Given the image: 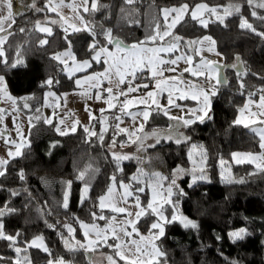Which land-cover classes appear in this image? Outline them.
I'll return each instance as SVG.
<instances>
[{
  "label": "trees",
  "instance_id": "16d2710c",
  "mask_svg": "<svg viewBox=\"0 0 264 264\" xmlns=\"http://www.w3.org/2000/svg\"><path fill=\"white\" fill-rule=\"evenodd\" d=\"M47 1L35 0L33 8V0H13L14 23L6 28L7 33L11 34L4 33L6 39L0 45L8 65L18 58L23 60V65L15 68L0 63V74L4 75L9 90L16 97L15 108L32 117H43L41 105L44 90L62 92L75 87L73 77L69 79L65 72L59 70L60 65L51 59L52 54L66 44L63 39L64 29L59 23H52L58 21L59 14L48 10ZM200 2L221 8L230 3L242 4L243 16L258 31H264V24L250 15V9L243 0H134L133 4H127L125 0H98L99 5L107 7L85 13L89 28L97 33L102 28L111 29L112 36L125 44L133 41L171 43L175 41V37H180L184 49L195 55L196 44L186 47L187 42L209 34L214 38L218 51L223 54L224 66L237 63L235 57L238 55L247 74L241 76L244 84L241 88L236 69L223 68L227 80L217 86V94L211 97L209 114L212 119L205 118L203 123L197 121L187 127L181 125L179 132L189 139L180 144H176L174 140H161L156 144V139L151 134L154 131L164 134L170 125L176 123L161 111L156 113L155 118L148 120L143 131L139 132L142 146L140 141L131 143L128 135L121 133L116 136V147L112 149L109 146L116 123L113 119L101 122L96 117L89 126L91 131L97 133L102 128L107 129L102 144L96 137L89 138L82 127H78L75 133L61 136L54 130V124L48 125L43 119L40 122L33 119L35 127L29 126L27 130L30 147L25 145L22 149L23 157L11 160L7 165L6 175L0 177V208L7 205L8 208L16 210L3 218L5 232L11 235L20 232L22 235L16 246L21 248L26 247L23 241L40 236L51 252L49 256L42 249L28 248L27 255L31 264H47L49 259L55 261L61 257L67 264H91L89 254L114 251L107 245H99L94 247V251H86L74 242V239L78 241L83 238L80 221H93L90 216L92 211H96L97 215L101 213L93 205L99 194L110 184V177L115 174L116 180L128 181L134 192L138 186H144L145 191L138 195L142 207H145L149 200L150 181L140 170L143 173L159 172L170 176L178 166L185 170V174L177 181L184 192L179 198L177 214L196 222L199 227L184 228L179 222L166 226L165 236L156 240L159 248L166 253V260L160 258L159 264H232L234 261L237 264H264V171L251 163H234L231 157L235 150H260L259 137L251 128L236 125L233 121L238 109L250 94H254L251 95L253 98L264 94L258 91L264 88V79L261 78L264 77V38L241 30L238 27V15L225 19L224 24L227 27L218 21L213 22L215 16H211L207 28L185 16L170 29L171 34L162 40L151 41L144 36L146 31L153 35L157 25L160 34L164 32L165 21L161 14L163 6L187 3L191 8ZM37 8L42 11H37ZM257 12L264 15L262 9H257ZM155 14H158L155 17L158 20L146 18ZM38 21L52 24V34L38 30L35 27ZM21 28L24 29L23 32L20 31ZM68 33L76 57L81 59L88 56L87 45L92 39L89 33ZM41 39H47L48 44L41 45ZM98 39L104 44L103 36H98ZM139 74L142 73H136L137 79ZM49 77L58 79L59 84H54L51 88L42 87ZM25 97L30 99L25 101L22 99ZM25 102L29 105L27 109L23 107ZM37 108L40 109L39 112L35 111ZM122 141L123 147L120 146ZM52 144L56 146L50 147ZM153 144L155 147H149ZM113 151L139 159L123 161L120 165L122 171H117L112 159ZM221 159L225 161L223 165L220 164ZM21 169L26 176L24 181L18 178ZM86 169L85 181L76 179L78 173ZM201 169L207 180L193 183L192 172L199 174ZM134 175L143 184L133 181L131 178ZM225 178H230L233 182L227 183ZM68 180L72 181V186L69 207L65 209L61 206L65 191L62 181ZM241 180L243 183L239 182ZM85 182L91 186V202L86 201L81 205L80 193ZM162 183L167 186L166 181ZM8 189L17 190L19 195L11 196ZM173 199L175 200V196ZM164 208L165 215L171 216L173 210L167 205ZM154 219L150 215L141 217L136 226L139 231L147 233ZM68 223L75 229L72 235L63 227ZM242 228L249 235L233 243L229 239V233ZM61 234L75 246V251H69L65 247ZM217 236L220 237L219 240ZM210 239L216 242L215 246L209 243ZM0 256L5 258L0 264H12L17 258V254L5 240H0ZM20 259L23 264V257ZM115 259L116 264H130L117 256Z\"/></svg>",
  "mask_w": 264,
  "mask_h": 264
},
{
  "label": "snow or ice",
  "instance_id": "6c2138e0",
  "mask_svg": "<svg viewBox=\"0 0 264 264\" xmlns=\"http://www.w3.org/2000/svg\"><path fill=\"white\" fill-rule=\"evenodd\" d=\"M89 0H81L80 7L82 8V11L85 13H88L90 11L95 12L99 11L102 8H106V5H99L98 0H93L91 7L89 8L88 5ZM127 4H133L134 0H125ZM244 3L247 4V6L250 9V15L255 18L256 20H259L262 24H264V15H259L257 12V9L264 10V0H243ZM52 0H49L48 10L52 12L57 11V6H51ZM60 7H69L72 9L73 12H77L79 9L77 8V5L75 3V0L71 4H64V0H60L59 5ZM242 4H229L227 7H213L209 6L206 3H198L195 4L190 8V6L185 3L181 4L179 6H174L171 8H162V18L165 21V30L163 34L161 35L159 32V25L156 26L155 33L149 37L151 41H157L158 39L162 40L164 37L169 36L170 29H172L176 24H178L181 20L184 19L185 16H189L191 20L197 21L202 27L207 28L208 27V21L203 18V14L207 13L209 17L215 16V21L213 22H219L221 24H224V21L227 17L238 15L240 16V23L238 27L241 30H247L255 35L260 36L261 38H264V31H258V29L254 26L252 22H249L247 17H244L242 14ZM33 8H35V0H33ZM37 11H42V9H36ZM222 13V14H221ZM171 17V19H170ZM79 21L83 22V16L76 17ZM5 22L9 23V27L11 26V23H14V15H13V0H0V33H7V29L4 27ZM52 23H57V21H52ZM62 28L64 27L63 24L60 25ZM225 27H227L226 24H224ZM72 29V33H79V32H88L91 36V42L87 45V53L89 58L84 60H77V57L75 53L72 51V42L68 38V28H64L65 35L63 37L65 44L67 45V48L60 52H55L52 54L51 59L53 61H56L60 65V71L65 72L68 75V78L71 79L73 75L76 72L83 71L86 68H90L93 63L99 64L101 62L109 65V68H111L113 65H116V71L119 73L121 67L129 72V75L134 80L136 78L137 71L143 73L144 68L141 67V65H144V67H148L149 71L151 73V78L155 79L156 87H160V79H156L158 76L163 75V71H175V65H177V62L180 60H184L186 63H191L192 57L191 56H181L177 55L175 59H171L168 61H165L163 59H157L155 56H147V53L155 54L157 52H168L172 53L174 51L178 50L179 41L182 39L180 37H175V42L170 44L168 47H161V48H142L139 47L137 44H133L131 46L125 44L123 41H121L119 38H114L112 36V30L111 29H101L99 33H97L93 28H89L87 24L84 25L83 28L77 27L75 24L70 25ZM41 32L47 33L48 35L52 34V29L48 27H43L39 29ZM20 31H24L23 28L20 29ZM11 34V33H7ZM98 36L104 37V44H101L100 40L98 39ZM6 39V36H0V45L4 43ZM205 41L208 42L209 45H215V40L212 39L211 36H204L200 40H192L188 41L186 47H191L195 44H203ZM41 45L48 44L47 39H41L39 41ZM143 43V42H141ZM107 45H113L115 49L119 51H124L125 49H131L126 55L117 58V56L109 50ZM207 51L212 52L214 51V48L209 46L207 48ZM219 55V53H217ZM19 57V54H17ZM102 57H107V59H104L102 61ZM235 60L237 63H233L231 65H221L217 62L213 61H205L203 58H201V62L199 65H197L196 69H190L185 68L183 69L184 72L191 71L193 76H203L205 83L208 84V89H204L203 87L199 88L198 95H193L192 99H197L198 96L202 97L201 106L197 109H191L189 110L190 115L188 118H185L184 116H170L169 119L176 121L175 124L170 125L169 129L164 133L160 134L156 131H154L151 135L155 137L156 144H159L161 140H174L176 144L182 143V141L189 139L188 137H185L183 133L179 132V127L181 125L187 127L189 125H192L196 123L197 121L203 123L205 121V118L211 120L212 116L209 114L211 110V97L215 96L217 94L216 85L223 84L225 81L219 76L218 70L221 67H231L233 69H236L237 77L240 82V87L243 88V80L241 79L242 75H246L247 73L244 70L243 61L241 58L237 55L235 57ZM71 62V63H70ZM0 63H4L6 66H10L12 68L17 67L18 65H23L22 59H17L14 61L11 65H8V60L6 58L5 52L2 47H0ZM168 64L170 67L167 69H163L160 67V65ZM150 66V67H149ZM130 70V71H129ZM212 72H217V76L214 78L210 75ZM107 73L108 69H105V72L103 73H95L93 75H89L85 77V80L87 81H93L94 83L91 84V87L97 88V94L95 95V99L100 100L102 97L99 92V84L102 79H107ZM264 79V77H261ZM125 83V79L123 74L119 75V78L117 80V85ZM54 84H59V80L55 79L54 77L47 78L43 84L42 87H48L51 88ZM76 85H81V80L76 79L75 80ZM148 88L147 84L144 85H136L135 87L131 86V82L129 81V87H128V93L130 92H138L139 89ZM109 96L112 95L113 89L111 87H108L107 89H104ZM261 93H264V88L258 90ZM120 95L125 96V100L121 103L119 107V112L131 116L132 120L135 121L137 117V113L133 112H125V109L128 108L129 105H132L134 101L132 99H127V93L121 91L119 93ZM46 95L54 96L55 94L52 92L47 93ZM65 96L67 94H64ZM251 95L254 94H250ZM153 96L152 92L147 93V97L151 98ZM93 98V97H89ZM0 99H6L8 101H11L13 104H16V99L13 98L7 91L6 82L3 76H0ZM23 100L30 99L29 97L22 98ZM57 99H60V97H57ZM108 104L109 108H112L113 105L111 103V100L105 101ZM155 102V101H153ZM139 103H145V100L140 99ZM249 103H252L251 99L249 100ZM168 104L180 107L179 105H174V102L172 100L171 92H169L168 96ZM23 107L25 109L29 108V105L25 102L23 104ZM160 107L159 105L157 106ZM260 111L258 112H250L249 105L245 104L243 108H240L238 111L240 115L233 121L236 125H243L244 127H250L249 123L246 122L244 118L245 112H249L251 119V124L253 125H259L257 127H251V131L254 133H257L259 135V147L262 150L259 155H253L251 153L246 154L249 159L247 161L237 159L236 163H254L256 165L257 169H260L264 171V94L260 95L259 97V103L256 105ZM18 111V109H16ZM87 110V109H86ZM163 111V114L165 116H168V110L167 108L161 109ZM36 112H39L40 109L37 108L35 110ZM101 115L103 116V113L105 112V109L100 110ZM6 114L5 109H0V125L3 124V116ZM55 115V113H53ZM140 115L143 116V120L147 121L149 118L150 113L148 111H143L140 113ZM33 119H35L36 122H40L41 119H43V122L52 125L53 120L49 117H42V116H29L28 122L29 126L35 127V124H33ZM97 119L94 116L90 115V121ZM106 120V118H105ZM114 120L117 121L114 127V134L112 138V143L109 146L110 149L116 147V136L125 133L128 135V141L131 143H137V141L141 142L142 146V139L141 137H137L136 140H132V136L135 134L136 131H143L144 124L141 123L138 128L134 129L133 131H130L127 128H121L120 127V116H115ZM61 125H64V129L62 130ZM21 125H17L16 131L17 136L19 137L20 141H24V144L22 145L17 140H10L5 139V143L10 145L8 150V159L0 157V177H3L7 173V165L10 163L11 160L16 159L18 157H23L24 153L21 151V148L23 146L30 147V142L26 140L24 137L21 129ZM85 133L88 134V137H96L97 140L102 144L104 141V133L107 130L106 128H102L101 132L97 133L96 131H91L89 127L82 126ZM54 130L61 136L68 135L70 132L75 133L76 123L74 122L70 127L65 125V119L61 118L59 119V123L54 126ZM173 130H175V133H173ZM7 134L6 127H0V138L4 137ZM145 138H147V134H145ZM123 141L121 142V147H123ZM12 146H14L15 150H12ZM55 144H52L50 147H55ZM149 147H155V144L149 145ZM50 154V153H49ZM233 157H237L238 153H233ZM139 159L138 157H132L126 154L117 153L115 151L112 152V159L116 164L117 171H122V168L120 167L121 163L125 160L130 159ZM257 161H260L257 163ZM225 161L221 159L220 164L223 165ZM91 166H89L90 168ZM141 174L146 177L148 181H155V186L152 188V201L155 202V206L152 202L148 203L145 207H141L139 203V195L138 193H143L145 191L144 186H138L135 189V193L133 191H130V184H125L123 181L120 182V187L124 189V192L121 196H119V201L127 202L128 197H133L135 200L134 207L138 208V211L133 214L132 212H129L125 207H119L114 206L117 198L113 197V191L114 186L116 182V176L113 174L110 177L111 184L106 189V192L104 194H101L97 197L95 204L93 205L95 208L99 209L101 212L106 208L110 207L111 211L116 214H125L126 218L120 223L119 226V233L116 228H98L97 225L94 223L97 219L105 220L106 217L103 215H97L96 211L90 212V216L92 217L93 223L91 225L84 223L83 221H80V226L84 230V236L87 238L89 236V233L95 235L96 239L89 240L88 244H80L79 241L76 242L79 247L84 248L86 251H94L95 249L92 248V245L95 244L99 246L100 244H106L108 239L111 238L113 241H116L114 245H108L109 247H114L116 250V255L120 257V259H126L124 257L121 247L124 243L136 245V241L131 239L133 236V233H136L137 236H139V231L136 226L137 222L141 219V217L144 216H154V221L149 225L148 231L149 236L151 240H160L162 237L165 236V229L166 226L171 225L175 222H179L184 228H198V224L192 220H189L187 217H184L183 215H179L178 213V205H179V198L184 195L183 189H181L177 183V181L180 179L182 174H185V170L180 168L179 166L173 170L170 176H165L159 172H152V173H143V170H140ZM87 174V169L85 171H81L78 173L76 179L80 181H85V177ZM223 175V173H222ZM18 178L21 181H24L26 179L24 170L21 169L18 172ZM133 181H136L138 184H143V181H140L137 176H133L131 178ZM198 180H207V176L203 172V169H201L200 173L197 174L195 171L192 172V182L195 183ZM167 182V186L162 182ZM225 182L231 183L233 182L230 178H225ZM240 183H243V180L239 181ZM62 183L65 185V191L62 198V204L61 206L65 209L69 207V197L71 194V186L72 181H62ZM191 186V185H189ZM162 189L163 191H159ZM175 190V191H174ZM11 196H17L19 195V192L14 189H8ZM91 191V186L88 183H83L81 193H80V201L79 203L83 205L86 201L91 202V196L89 195ZM157 196H162V202L157 200ZM175 196V200L173 197ZM111 198V199H110ZM106 200H108V204H106ZM164 205H167L170 207L173 211L171 216L165 215L166 209L164 208ZM15 209L8 208L7 205H5L3 208H0V240H5L9 242V246L13 248L15 253L17 254V258L13 260L12 264H22V261L20 259V254L23 252L25 255L23 257V264H31V259L27 255L28 248L35 247L38 249H42V251L49 256H51V252L49 248L42 242V237H35L31 241H23V243L26 245V247L21 248L16 246L20 241L19 238L22 235L20 232H16L15 235H11L5 232V225L3 218L7 215H11L13 212H15ZM78 219V218H75ZM112 219H115V217H112ZM49 227L54 228L55 225H48ZM129 226L131 227V230L129 231ZM63 227L67 228L69 233H73L75 229L71 228L69 225H63ZM111 232V237L108 236V232ZM121 234L125 238V240H122ZM249 233L246 229H239L237 231H233L229 233V239L236 243L237 241L243 240ZM141 240L149 239L144 236H139ZM61 239H63L65 247L69 251H75V246L70 242L69 239H65L63 234H61ZM217 239L219 240L220 237L217 236ZM40 241V242H38ZM136 253H140L141 249L137 245L135 249ZM151 251L153 255H151V258L149 261H147V264H152L153 261H155V264H159L160 258H163L166 260V253L162 251L158 245L155 243L151 244ZM5 258L0 256V262H2ZM111 264H115V261L112 257L107 258ZM47 264H66L64 259L57 258L55 261L52 259H49L47 261ZM130 264H137V261H131ZM141 264H144V262H141ZM232 264H237V262H232Z\"/></svg>",
  "mask_w": 264,
  "mask_h": 264
},
{
  "label": "crops",
  "instance_id": "0c3cea01",
  "mask_svg": "<svg viewBox=\"0 0 264 264\" xmlns=\"http://www.w3.org/2000/svg\"><path fill=\"white\" fill-rule=\"evenodd\" d=\"M214 7H220V6H214ZM203 18L208 22L211 20L207 13L203 14ZM8 26L9 23L5 22L4 27L7 28ZM204 36H211V35L203 34L198 38V40L202 39ZM212 39L214 40L213 37ZM174 42L175 41L171 43L168 42L141 43V42L133 41L127 45L131 46L133 44H137L139 47L147 49V48L168 47L170 44ZM209 46L213 47L214 51L212 52L207 51V48ZM107 47L117 56V58H120L126 55L129 51H131V49L129 48V49H125L124 51L118 52L113 45H107ZM217 53H219V55ZM146 55L147 56L154 55L155 58L163 59L165 61L175 59L177 55L191 56L192 60L190 64L186 63L183 59L178 61L177 65L174 66L175 67L174 72L167 70L163 71V75L158 76L156 78V79H160L161 81L159 88L156 87L155 79L151 78V73L149 71V68L144 67V65H141V67L144 68V72L141 75L139 74L138 79L135 78L133 80L129 75V72L125 71L122 67L120 69V72L118 73L116 71V65H113L111 68H109V65L103 62L99 64L93 63L94 65L91 66L90 68H86L83 71L76 72L73 75L75 80L76 79L81 80V85L78 86L75 84L74 88L69 90H64L62 92H57L53 89H46L43 91L42 105H41L43 117L52 118L54 126L59 123V119L63 118L65 119V125L70 127L75 122L76 128H78L82 126H87V127L90 126L92 122V120L90 121V115L97 117L101 122H107L110 119H113V121L116 122V120H114V117L120 116L121 118L120 127L127 129L128 128L132 129L133 127H135L136 129V127H139L141 123L145 125L148 120L156 117V113H158V111H161L163 113V111L161 110L163 108H167L168 110L167 117L184 116L185 118H188L190 115L189 110L199 108L201 106V101L203 99L202 97L199 96L197 99H192L191 97L193 95H198V91L200 87H203L204 89H208V84L205 83L203 76H193L191 71L184 72L183 69L190 68L195 70L197 65L200 64L201 58H203L205 61L223 63V54L218 51L216 47V43L215 45H209L207 41H205L203 44H196L195 55L187 52L184 49V46L181 41H179V46L177 51H174L172 53H168V52H157L155 54L147 53ZM104 59H107V57H102V61ZM77 60L80 59L77 58ZM97 66H99V68H97ZM160 67L163 69H167L168 67H170V65L164 64V65H160ZM102 68H104V70L107 68L108 73H107V79H102L100 81L99 92L102 98L100 100H97L94 97L97 94L98 89L91 87V84L94 82L85 80V77L92 75L97 69H101L103 71ZM138 72L139 71H137V73ZM120 74H123L125 83L117 85V80ZM210 75L215 78L217 76V72H212L210 73ZM129 81L131 82V86L133 87H135L136 85L147 84L148 88L145 89L141 87L138 92L128 93ZM217 86L218 85H216V89ZM108 87H111L113 89V93L111 96H109L105 91H103ZM121 91L127 93V99H132L134 101L132 105H129L128 108L125 109V112L137 113V117L135 121L132 120L131 116L124 115L119 112V107L121 103L125 100V96L119 94ZM49 92H52L55 95L54 96L46 95ZM148 92L153 93V96L151 98L147 97ZM169 92H171L174 105H179L180 107H175L168 104ZM64 94L67 95L65 96ZM57 97H60V99H57ZM89 97H93V98H89ZM259 97L260 95L255 98L247 97L240 108H243L245 104H248L250 112L260 111V109L256 107V105L259 103ZM14 98L16 99V97ZM140 99L145 100V103H139ZM250 99L252 103H249ZM107 100H111V103L113 105L112 108L108 107V104L105 102ZM185 100H190L191 102H186ZM158 105L160 106L159 108L157 107ZM1 108H3L2 102L0 103V109ZM101 109H105L103 116L101 115L100 112ZM145 110L150 113L147 121H144L143 116L140 115V113H142ZM53 113H55V115H53ZM239 115L240 113L239 111H237L236 119ZM29 116H30L29 114L22 112L15 114L7 113L3 116V124L0 125V127H6L7 134L4 137L0 138V157L8 159L7 153L10 145L5 143V139L17 140L22 145L24 144V141L19 140L16 131L17 125H19L21 122H24L26 124V126L24 128H21L20 130L22 131L24 137L27 140V130L29 128V122H28ZM249 116L250 113L245 112L244 118L246 122L249 123L250 128L259 126V125L251 124V119L249 118ZM61 128L63 130L64 125H61ZM255 134L259 137L257 133ZM23 147L21 148V151ZM12 150H15L14 146H12ZM261 151H262L261 149L257 152L235 150L232 152V154L238 153L240 155H238L235 158L233 157V155H231L232 161L234 163H236L237 159L247 161L249 157L246 154L251 153L253 155H259ZM259 162L260 161H257V163ZM251 164L256 166L254 163ZM155 183H156L155 181H150L148 184V189H149L148 203L152 202L154 206H155V202L152 201V188L155 186ZM159 191L162 192L163 190L160 189ZM162 199H163L162 196H157V200L162 202ZM153 241L156 242V240Z\"/></svg>",
  "mask_w": 264,
  "mask_h": 264
},
{
  "label": "rangeland",
  "instance_id": "374dc122",
  "mask_svg": "<svg viewBox=\"0 0 264 264\" xmlns=\"http://www.w3.org/2000/svg\"><path fill=\"white\" fill-rule=\"evenodd\" d=\"M72 2H73V0H64V4L65 5L71 4ZM92 2H93V0L88 2V5L87 6L89 8L91 7ZM47 3L49 4V0L47 1ZM59 3H60V0H52V5L51 6H57V11L56 12H58V14H59V19H58L57 23H59L60 25L63 24V26H64L63 29L64 28H68V32H71L72 29H71L70 25H72V24H75L77 27H81V28H83L85 24L88 25L85 12H83L82 11V8L80 7L81 0H75V3L77 5V8L79 9L77 12H73L72 9L69 8V7H60V6H58ZM182 4H185V3H182ZM179 5H181V4H178V5H170V6H163L162 8H165V7L171 8V7L179 6ZM78 16H83V18H84L83 19V22H81L78 19H76V17H78ZM155 17H158V14H155V16L154 15H149L146 18L147 19L154 18L155 20H158ZM170 19H171V17H170ZM52 26H53L52 24H50L48 22H45V21H38L35 24V27L38 30L40 28H43V27H48V28H51L52 29ZM149 34H150V32H148V31H146L144 33V36L146 37V39L152 36V34L151 35H149ZM0 36H4V33H2ZM66 48H67V45L64 46V47H62V48H60L59 50H57L55 52L63 51ZM72 51L75 53V49H74V46H73V42H72ZM88 58H89V56H86L85 58H81L80 60H84V59H88ZM97 68H99V66H97ZM102 69L105 72L104 68H102ZM103 71L101 69H97L93 74H95V73H102ZM0 76H3L4 77L3 74H0ZM4 79H5V77H4ZM73 79H74V76H73ZM5 82H6V80H5ZM74 82H75V79H74ZM6 86H7V83H6ZM7 91H8V93L13 98L15 97V95L9 90L8 86H7ZM1 102L3 104V108H1V109H5L6 110V114L7 113H9V114L19 113V111H17L16 108H15V104H13L11 101H8L6 99H0V103ZM19 125L22 126L21 128H24L26 126V124L24 122H21ZM136 128H138V127H136ZM128 129L130 131H133L135 129V127H133L132 129H130V128H128ZM139 132L140 131H136L135 132V134L132 136V140H135L138 137ZM121 181H123V180H120V181L119 180H116V182H115L114 191H113L112 196L113 197H116L117 198V201H116V203H115L114 206L125 207L129 212H132L133 214H135V212L138 211V208H136V207L133 206L135 204V200H134L133 197H128L127 198V202L119 201V199H118L119 196H121L123 194V192H124V189H122L120 187V182ZM123 183L130 184L128 181H123ZM110 184H111V182H110ZM110 184L108 185V187L110 186ZM106 189L102 193H100L99 195L104 194L106 192ZM129 190L134 192V190L132 189V187H130ZM139 203H140V206L142 207L140 200H139ZM106 204H108V200H106ZM103 211L104 212H101L100 214H98V216L99 215H103V216L106 217V219L105 220H100L99 219V220H96L94 223L97 225L98 228H101V229L108 228V227L116 228L117 231H118V234H120L119 233L120 223L123 220H125L126 218H129V217H126L125 214H116V213L112 212L110 207H106L105 210H103ZM112 217H115V219H112ZM84 223L91 225L93 223V221L84 222ZM66 225H69L71 228L74 229V227L71 224L68 223ZM80 230H81V232L83 234V238L78 239V241L80 242V244L87 245L89 240L96 239L95 235L92 234L91 232L89 233V236L86 238L84 236V230L81 228V226H80ZM128 230L129 231L131 230V227L130 226H129V229ZM138 231H139V229H138ZM235 231H237V230H235ZM66 232L68 234H70V235L73 234V233H69V231H68L67 228H66ZM107 234H108L109 237H111V232L110 231ZM139 236H144V237H147L149 239L141 240L139 238ZM139 236H137L136 233H133V236L131 237V239H133V240L136 241V245H132V244H128V243H124L122 245L121 251H122L124 257H126V259H123V260L128 261V262L137 261V264H141V262H144V264H147V261L150 260L151 255H153V253L151 251V244L152 243H155L157 245V243L155 241L151 240L148 232L147 233H143V232L139 231ZM37 237H40V236H37ZM121 238H122V240H125V238L123 237L122 234H121ZM73 239H74V237H73ZM38 242H40V241H38ZM42 242L45 244L44 241H42ZM74 242H77V241L74 239ZM115 243H116V241H113L111 238H109L106 244H103L102 243L100 245H107L108 246V245H114ZM209 243L211 245H213V246L216 245V242L213 239H210L209 240ZM137 245L141 249V252L140 253H136V251H135ZM77 246L79 247V245H77ZM96 246L97 245L93 244L92 245V248H94ZM79 248H81V247H79ZM112 248L114 249V251L99 252V253L97 252V253H91V254H89L88 255V259H89L90 263L91 264H111V262L107 258L108 257H112L113 260L115 261V264H116V259H115V256H117L116 255V250H115L114 247H109L110 250ZM114 254H115V256H114ZM24 255H25L24 253H21L20 254V257H24ZM66 264H67V262H66Z\"/></svg>",
  "mask_w": 264,
  "mask_h": 264
},
{
  "label": "water",
  "instance_id": "95a60500",
  "mask_svg": "<svg viewBox=\"0 0 264 264\" xmlns=\"http://www.w3.org/2000/svg\"><path fill=\"white\" fill-rule=\"evenodd\" d=\"M219 64H221V65H224L223 63H219ZM223 68L224 67H221L220 69H219V76L226 82V80H227V78H226V75H225V72H224V70H223ZM224 82V83H225Z\"/></svg>",
  "mask_w": 264,
  "mask_h": 264
}]
</instances>
